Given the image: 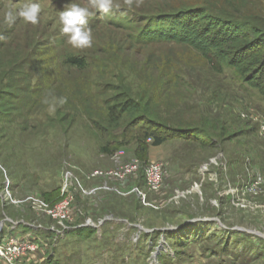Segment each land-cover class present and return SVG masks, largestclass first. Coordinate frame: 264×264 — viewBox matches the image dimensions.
I'll use <instances>...</instances> for the list:
<instances>
[{
  "label": "rangeland",
  "instance_id": "rangeland-1",
  "mask_svg": "<svg viewBox=\"0 0 264 264\" xmlns=\"http://www.w3.org/2000/svg\"><path fill=\"white\" fill-rule=\"evenodd\" d=\"M41 1L0 0V76L12 75L17 62L29 71L19 74L21 92L12 91L21 98L0 103V242L30 243L35 252L20 264H158L160 245L161 261L174 256L170 244L183 256L201 250L202 264H264V183L253 182L264 175V96L230 68L216 72L188 46L135 45L132 31L115 23L99 21L107 25L91 29V47L75 48L61 31L60 11L69 3L87 7L91 25L103 19L92 0ZM178 1L140 0L137 6L133 0L131 8L151 12ZM34 2L41 7L38 23L5 22L8 10ZM116 5L128 7L125 0ZM236 5L264 21V0ZM132 26L139 33L143 23ZM69 53L92 66L71 68L64 63ZM32 74L40 79L32 82ZM34 83L39 90L29 88ZM123 95L170 125L211 136L210 146L192 137L150 146L143 163L158 160L167 168L160 193L147 187L143 163L124 179L93 176L139 159L136 142L123 134L132 118L125 114L114 126L101 107L105 97ZM46 96L66 103L50 113ZM109 145L112 153L105 151ZM205 218L212 226L189 250L161 230Z\"/></svg>",
  "mask_w": 264,
  "mask_h": 264
},
{
  "label": "trees",
  "instance_id": "trees-1",
  "mask_svg": "<svg viewBox=\"0 0 264 264\" xmlns=\"http://www.w3.org/2000/svg\"><path fill=\"white\" fill-rule=\"evenodd\" d=\"M47 1L51 5L57 4L54 1L53 4L50 2L51 0ZM237 1L179 0L176 5L171 3L160 5L151 12L128 7H113L108 13L98 11L103 19L94 20L91 25H89L91 22H88L87 26L90 29H95L107 24L113 26L115 23L114 27L120 30L132 31L129 34V39L135 45L162 43L188 46L205 58L216 72L223 73L225 69L230 68L244 83L257 89L264 96V21L244 13L240 7H236ZM41 2H46V0ZM114 10L119 12L116 13ZM99 21H106L107 24L103 25ZM139 22L143 23V27L139 33L133 34L136 29L132 24L138 25ZM2 46L0 44V48ZM36 56L38 57L39 54ZM18 63L10 67V70L14 68L12 75L0 76V103L9 102V98L11 101L21 98L12 91L21 92L17 84L23 78L19 74L28 76L29 71L26 74V68L22 65L17 66ZM64 63L76 70H86L92 66L90 60L75 53L67 54ZM31 76L32 82L40 79L36 74ZM30 85L29 88L34 91L39 90L42 86L36 83ZM105 88L109 89L107 85ZM101 107L108 123L115 124L114 126L122 120L125 114H129L132 118L124 128L125 133L123 134L136 142L135 154L142 162L147 161L150 146H160L173 138L190 139L192 137V139H198L206 146L213 144L209 140L211 136L202 129L190 131L180 126L170 125L166 120L154 117L155 115L151 114L152 111L146 110L140 101H130L124 95L122 97H105ZM5 115L2 114L1 118ZM148 138L152 140L151 143L147 142ZM111 142L112 140L109 143L111 144ZM113 148L109 145L105 151L112 153ZM141 177L143 178V175ZM212 222L206 220L188 221L178 225L177 230L164 232L175 245L188 249L190 244L197 243L200 245V241L202 242L205 236L203 234L204 228L212 226ZM71 228L77 229V227ZM83 229L77 230L82 231ZM156 231L161 230L156 229L155 233H157ZM234 232L239 233L240 231L235 230ZM243 232L249 233L245 230ZM170 246L171 249H174V256L167 254V257L161 261L162 251L158 255V264H171L174 260L183 258L186 259L185 261L188 259V262L181 264L193 263L200 259V255L203 256L200 253L201 250H198L197 253L194 251L190 253L189 249L188 253L183 256L180 255V250H176L175 246L171 244ZM120 252L124 251L120 250ZM144 254L146 255L147 252ZM141 262L143 264V261Z\"/></svg>",
  "mask_w": 264,
  "mask_h": 264
},
{
  "label": "clouds",
  "instance_id": "clouds-1",
  "mask_svg": "<svg viewBox=\"0 0 264 264\" xmlns=\"http://www.w3.org/2000/svg\"><path fill=\"white\" fill-rule=\"evenodd\" d=\"M139 6L140 0H136ZM125 4L131 8L133 0H125ZM92 6L100 13H108L114 7V0H92ZM115 7H119L116 5ZM41 7L38 3H25L19 10H8L5 13L4 20L8 25L16 22V19L22 18L24 21L36 24L38 23ZM92 15L87 7H82L77 3H69L66 9L60 11L59 20L62 24V33L67 37V42L75 48H87L92 44V32L88 25V18ZM0 39H3L0 36ZM44 104L49 106V112H53L57 104L66 103V98L44 97Z\"/></svg>",
  "mask_w": 264,
  "mask_h": 264
},
{
  "label": "built area",
  "instance_id": "built-area-1",
  "mask_svg": "<svg viewBox=\"0 0 264 264\" xmlns=\"http://www.w3.org/2000/svg\"><path fill=\"white\" fill-rule=\"evenodd\" d=\"M151 140V139H149ZM141 160L134 159L130 162H126L120 168L107 172H95L93 176L98 175H108L112 177H118L124 179L129 175L137 174L138 170L142 167ZM144 165V178L147 187L153 191L160 193L164 187V179L167 174V168L164 162L158 160H152L148 163H143ZM256 187L264 183V175L257 174L253 180ZM140 195L145 197L142 192ZM59 206L54 210H58ZM50 212V211H49ZM61 213V215H63ZM63 217V216H62ZM30 243L25 246L19 238H10L0 242V264H20L21 260L24 258L30 259L35 251L30 248Z\"/></svg>",
  "mask_w": 264,
  "mask_h": 264
},
{
  "label": "water",
  "instance_id": "water-1",
  "mask_svg": "<svg viewBox=\"0 0 264 264\" xmlns=\"http://www.w3.org/2000/svg\"><path fill=\"white\" fill-rule=\"evenodd\" d=\"M198 220H200V219H196V221H198ZM204 220H206V221H209L210 219H208V218H205ZM191 221H194V220H191ZM88 225H90V224H88ZM94 225V224H93ZM0 227H2V226H0ZM179 228V226H171V227H168V228H162L161 230H163V231H167V230H171V231H174V230H177ZM240 230H244V229H240ZM1 231V230H0ZM147 232H150L149 230H146ZM151 231H153V230H151ZM250 232V231H249ZM165 237V236H164ZM164 237L162 238V243H165L164 241H165V239H164ZM164 240V241H163ZM162 245H160V247H158L157 248V251H156V253H155V255H154V257H155V259L157 258V255H159L160 253H161V249H162Z\"/></svg>",
  "mask_w": 264,
  "mask_h": 264
},
{
  "label": "crops",
  "instance_id": "crops-1",
  "mask_svg": "<svg viewBox=\"0 0 264 264\" xmlns=\"http://www.w3.org/2000/svg\"><path fill=\"white\" fill-rule=\"evenodd\" d=\"M117 221H119V220H117ZM126 222V221H125ZM187 264H202L201 262H199V260L197 259L195 262H193V263H187Z\"/></svg>",
  "mask_w": 264,
  "mask_h": 264
}]
</instances>
